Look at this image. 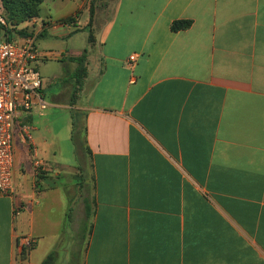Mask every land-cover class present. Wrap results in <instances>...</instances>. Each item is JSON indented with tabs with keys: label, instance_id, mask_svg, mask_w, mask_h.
Returning <instances> with one entry per match:
<instances>
[{
	"label": "crops",
	"instance_id": "crops-1",
	"mask_svg": "<svg viewBox=\"0 0 264 264\" xmlns=\"http://www.w3.org/2000/svg\"><path fill=\"white\" fill-rule=\"evenodd\" d=\"M40 15L22 27L62 40L40 61L75 81L87 55L68 105L79 163L33 138L38 178L15 129L0 264H264V0H45Z\"/></svg>",
	"mask_w": 264,
	"mask_h": 264
},
{
	"label": "built area",
	"instance_id": "built-area-1",
	"mask_svg": "<svg viewBox=\"0 0 264 264\" xmlns=\"http://www.w3.org/2000/svg\"><path fill=\"white\" fill-rule=\"evenodd\" d=\"M39 22V21H38ZM0 24L6 25L0 16ZM39 24H42L39 22ZM44 59L36 46V39L28 36L17 40L0 41V195L15 193L14 182V136L19 128L33 150V167L38 177L47 169L38 158L33 147L31 126L26 119L35 108L46 110L48 104L43 95V78L36 64ZM137 55L130 56V63L136 62ZM24 249H32L35 241L24 237Z\"/></svg>",
	"mask_w": 264,
	"mask_h": 264
},
{
	"label": "rangeland",
	"instance_id": "rangeland-1",
	"mask_svg": "<svg viewBox=\"0 0 264 264\" xmlns=\"http://www.w3.org/2000/svg\"><path fill=\"white\" fill-rule=\"evenodd\" d=\"M79 32H82V29ZM29 33L32 34L29 36L36 39V46L40 49H44V47L48 46L50 43H62L61 39L53 38V42H50V37H40L37 39L38 36L32 31H29ZM13 38L17 40L18 44H21L19 36L14 35ZM77 38L81 40L82 37L79 36ZM36 66L46 82H49L48 84L50 86L45 90V101L48 104V108L42 111L39 117L35 116L34 122L31 124V128L33 129L31 134L37 143L41 144L47 141L48 144H53V146L55 145V147L58 148L57 157H50L51 163H54V165L56 163L57 165V163L60 164L62 160H64L70 163L69 165L74 166L79 163V160H77L79 156H75L72 143H70L68 128L73 117V110L68 108V105L70 103L69 93L71 92V86L74 85L75 97L78 91H76L77 85L75 81L71 79V67L67 65V63L47 61V59H45L44 62L39 61ZM70 173L73 174V172ZM71 174L67 176V179L78 183L79 180L76 177H72Z\"/></svg>",
	"mask_w": 264,
	"mask_h": 264
},
{
	"label": "trees",
	"instance_id": "trees-1",
	"mask_svg": "<svg viewBox=\"0 0 264 264\" xmlns=\"http://www.w3.org/2000/svg\"><path fill=\"white\" fill-rule=\"evenodd\" d=\"M3 7L2 18L5 20L6 25L0 24V31L4 30L5 36L8 40L14 39L13 36L27 37L32 35L29 33V28L22 27L24 24L31 23L41 17V7L45 0H1ZM64 23L74 22V18L63 20ZM192 25L191 21H177L172 24V31L178 32L189 29ZM94 36L90 34L89 42L94 43ZM78 69L75 74V81L77 85L76 91L80 90L83 80L87 75L86 52L82 57L76 58ZM41 175L38 176V178ZM55 261V254H50L45 260L44 264H53Z\"/></svg>",
	"mask_w": 264,
	"mask_h": 264
}]
</instances>
